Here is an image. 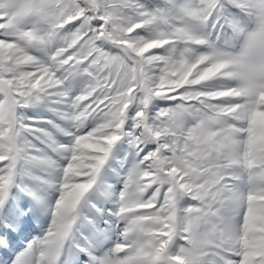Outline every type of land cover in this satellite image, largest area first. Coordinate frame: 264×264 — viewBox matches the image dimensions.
Masks as SVG:
<instances>
[{"label":"snow or ice","instance_id":"snow-or-ice-1","mask_svg":"<svg viewBox=\"0 0 264 264\" xmlns=\"http://www.w3.org/2000/svg\"><path fill=\"white\" fill-rule=\"evenodd\" d=\"M0 264H264V0H0Z\"/></svg>","mask_w":264,"mask_h":264}]
</instances>
